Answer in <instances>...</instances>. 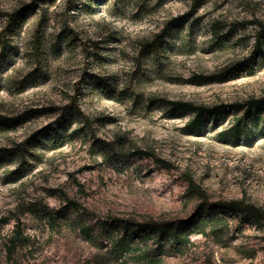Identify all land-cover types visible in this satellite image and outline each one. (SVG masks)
<instances>
[{
    "label": "rangeland",
    "instance_id": "1",
    "mask_svg": "<svg viewBox=\"0 0 264 264\" xmlns=\"http://www.w3.org/2000/svg\"><path fill=\"white\" fill-rule=\"evenodd\" d=\"M261 26L264 0H0V122L24 117L0 130V264H264L240 217L188 245L135 235L192 217L186 176L264 209Z\"/></svg>",
    "mask_w": 264,
    "mask_h": 264
},
{
    "label": "trees",
    "instance_id": "2",
    "mask_svg": "<svg viewBox=\"0 0 264 264\" xmlns=\"http://www.w3.org/2000/svg\"><path fill=\"white\" fill-rule=\"evenodd\" d=\"M194 3L197 4L198 0H194ZM73 4V0H72ZM19 15L11 16V22L15 23L18 20ZM217 23L213 26L216 27ZM219 29L216 31L218 32ZM264 27L261 26L260 31L256 35V53L254 56H251L245 61L244 68L247 71H254L255 65L259 55L264 54ZM42 43H37L35 46V55L40 59L42 54ZM160 46H163V43H160ZM156 47V46H155ZM152 44H146L145 49L152 50L155 49ZM158 49V47H157ZM232 72V70H231ZM264 101H255L251 100L247 104L248 112H251L252 109L259 110L262 108ZM203 117V112L201 111L198 115L197 121H201ZM23 116L20 118H5L6 123L0 122V130L6 127V125L15 123L18 120L23 119ZM53 141L59 139L57 132L53 135ZM143 155H151L149 151L138 152ZM159 163H162L163 166L170 167V164H167L164 161L157 159ZM188 181V191L187 196L189 198L199 197L201 202L197 205L195 212L192 217L187 221H181L176 226H171L166 223L157 222L156 220H149L147 222H141L137 224V234H148L152 235V239L155 240L156 244L159 245L163 242H169L172 244H185L188 245L191 242V237L195 234L208 235L209 233L214 237H224L229 232V222L228 217H240L241 219H247L256 223L259 227H264V209L248 202L245 199L239 200H230V201H220L216 203H210L209 198L204 190L197 185L194 179L190 176H186ZM215 208L214 211H210L208 208ZM128 226V225H124ZM128 231V229H126ZM128 237V235H127ZM27 241L26 238L18 231L13 238L9 240L8 244V253L11 254L15 251L22 242ZM124 244H121V246ZM124 254L131 252V250L125 251L123 248L122 251ZM151 250L144 248L143 250L139 249L136 252L137 260L140 262H151ZM155 256V255H154ZM156 257V256H155ZM160 263V261L158 262Z\"/></svg>",
    "mask_w": 264,
    "mask_h": 264
}]
</instances>
